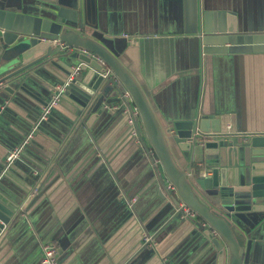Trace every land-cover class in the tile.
<instances>
[{"label":"crops","instance_id":"0c3cea01","mask_svg":"<svg viewBox=\"0 0 264 264\" xmlns=\"http://www.w3.org/2000/svg\"><path fill=\"white\" fill-rule=\"evenodd\" d=\"M205 7L234 14L240 33L264 34V0H98L90 21L99 29L89 33L128 41L122 61L162 125L199 110L218 116L223 131L264 132V52L202 56L195 34ZM75 61L34 77L0 118V190L21 210L0 235V264H41L51 242L61 264H217L192 221L161 214L163 172L129 110L114 104L89 129L62 99L38 126ZM145 235L155 245L143 246ZM256 236L242 249L243 264H264V226Z\"/></svg>","mask_w":264,"mask_h":264},{"label":"water","instance_id":"95a60500","mask_svg":"<svg viewBox=\"0 0 264 264\" xmlns=\"http://www.w3.org/2000/svg\"><path fill=\"white\" fill-rule=\"evenodd\" d=\"M97 3L0 0V118L17 90H24L43 71L69 65L70 59L76 60L71 67L89 64L85 75L66 85L62 95L76 108L81 127L91 129L114 104L124 103L131 110L136 106L147 148L164 176L159 182L161 214L183 218L180 207L186 204L198 218L183 219L193 222L201 244L215 248L217 264H243L242 249L264 226V132H225L218 116L199 110L162 125L143 87L122 61L128 41L89 33L99 29L90 21ZM237 22L230 12L206 7L199 11L195 36L201 55L264 52V34L240 33ZM57 41L78 51L62 49ZM61 81L55 88L67 80ZM178 155L187 162L185 167ZM20 214V205L0 190V235Z\"/></svg>","mask_w":264,"mask_h":264},{"label":"built area","instance_id":"2783aa9c","mask_svg":"<svg viewBox=\"0 0 264 264\" xmlns=\"http://www.w3.org/2000/svg\"><path fill=\"white\" fill-rule=\"evenodd\" d=\"M57 45L61 47L62 49L69 50L71 53L78 51L77 49L71 48L69 45L61 41H57ZM79 51L84 54H87V51L85 50H79ZM90 68L91 66L85 62H79L77 65L72 66L69 78L67 79L64 86L56 87L55 90L53 91L51 99L43 107L41 120H46L47 117L50 115L52 108L58 105L62 101V95L65 92L66 85H68L70 82L76 79H80L82 74H84V72L86 70H89ZM118 104L120 105H115L112 108L116 110V109H119L120 107H123L129 110L130 112L129 114L132 116L129 119V124L133 126V128H135L137 125V120L140 119V114H139L137 107L133 105L132 110H131L124 103H118ZM225 132L234 133L236 131L233 129L232 126H227V129ZM134 136L137 137V133H134ZM20 154H21V148L15 149L9 152L7 159H6L7 166H10L15 161V159L19 157ZM133 202H136V199H134ZM180 208L184 211L183 218H192V219L198 218V213L192 210L191 208H189L186 204L181 203ZM150 243H153L155 245L153 238L145 235L143 238V246H146ZM59 255H60V250L55 243H52V242L45 243L42 248L41 264H61Z\"/></svg>","mask_w":264,"mask_h":264},{"label":"rangeland","instance_id":"374dc122","mask_svg":"<svg viewBox=\"0 0 264 264\" xmlns=\"http://www.w3.org/2000/svg\"><path fill=\"white\" fill-rule=\"evenodd\" d=\"M178 159H179L180 163L185 167L186 162L183 160V158L180 155H178Z\"/></svg>","mask_w":264,"mask_h":264}]
</instances>
